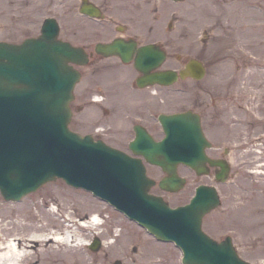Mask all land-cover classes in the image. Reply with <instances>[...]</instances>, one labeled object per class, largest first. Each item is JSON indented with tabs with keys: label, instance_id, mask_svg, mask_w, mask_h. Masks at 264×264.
<instances>
[{
	"label": "rangeland",
	"instance_id": "obj_1",
	"mask_svg": "<svg viewBox=\"0 0 264 264\" xmlns=\"http://www.w3.org/2000/svg\"><path fill=\"white\" fill-rule=\"evenodd\" d=\"M78 1L0 0V39L36 35L49 15L57 17L60 37L88 49L115 34L112 25L80 14ZM136 2L130 0L121 8L130 19H120L122 30L167 45L172 56L163 65L177 66L178 56L201 57L207 63L205 76L139 89L130 84L135 71L117 58L89 61L78 67L82 75L70 103V125L125 147L133 135L131 122L155 120L161 111L203 106V124L213 144L207 151L217 154L226 148L231 164L228 180L217 183L221 203L204 215L203 228L217 239L231 235L243 258L264 264V0H141V8ZM107 9L114 12L113 6ZM133 17L140 20L133 23ZM95 96L100 100H93ZM155 127L160 135L159 124ZM147 171L155 179L161 173L151 164ZM179 171L187 181L178 191H165L157 184L150 190L177 204L189 198L198 182H213L208 175L197 176L182 167ZM38 213L44 216L39 219ZM18 216L27 222L50 221L44 231L75 224L79 238L65 243L51 240L58 249L53 253L40 250L43 246L38 243L28 245L30 254L16 264H181L180 250L172 242L155 239L104 200L62 179L47 181L17 201L0 193V245L21 235L15 224ZM94 216L97 223L88 225L87 219ZM69 217L76 219L72 225H61ZM93 237L101 239L95 250L88 245Z\"/></svg>",
	"mask_w": 264,
	"mask_h": 264
},
{
	"label": "water",
	"instance_id": "obj_2",
	"mask_svg": "<svg viewBox=\"0 0 264 264\" xmlns=\"http://www.w3.org/2000/svg\"><path fill=\"white\" fill-rule=\"evenodd\" d=\"M82 10L94 12L88 6ZM57 34V23L48 17L36 37L26 38L21 44L0 41L2 194L18 198L46 180L63 176L69 183L107 197L157 236L174 239L183 250L185 263L251 264L237 254L230 236L217 242L201 229L202 215L219 203L214 186L199 185L189 203L169 207L161 196L148 192L153 180L146 176L139 158L132 159L93 140L89 134L83 136L68 128L69 101L79 76L68 61L85 62L86 55L80 47L58 39ZM127 45L116 39L105 46L98 44L97 49L120 53L128 59L131 49ZM164 56L163 50L151 44L138 48L135 65L145 72L138 78L140 84L170 83L178 74L181 77L204 74L203 64L196 59H190L179 72L173 69L149 72ZM43 73L49 76L50 84L43 81ZM159 118L165 132L161 140L154 141L138 128L130 146L168 172L159 181L160 186L170 190L181 186L183 178L176 173L177 160L189 162L198 173L207 171L205 160L220 164L216 177L225 178L227 164L204 152L209 141L202 132L198 114L187 110L161 114ZM128 164L131 171L122 178L121 170ZM98 243L95 239L91 246L96 248Z\"/></svg>",
	"mask_w": 264,
	"mask_h": 264
},
{
	"label": "bare ground",
	"instance_id": "obj_3",
	"mask_svg": "<svg viewBox=\"0 0 264 264\" xmlns=\"http://www.w3.org/2000/svg\"><path fill=\"white\" fill-rule=\"evenodd\" d=\"M95 98H99L96 97ZM85 215V214H84ZM44 215L38 213L39 219H41ZM23 219L24 216H21ZM95 216L88 218V225L89 221L90 224L96 222ZM18 220H16L15 224L20 227L21 235H17L13 237L11 241L3 243L0 247H6L5 250L0 251V262L4 261L6 264H16L18 260L20 261L25 255L30 254L27 249L28 245H35L39 244V246H43L40 250L46 251L48 253L55 252L56 249L55 245H53L51 240H56L59 242H71L72 240L78 239L79 237L75 234V224L71 228L64 226L62 230H58V228H51V230L44 231V227L50 226V221H39L35 222L33 219H29V222L22 221L21 218L18 216ZM76 220V219H75ZM71 217L68 218V221L63 219V224L72 225L71 221H75ZM76 223V222H72ZM97 223V222H96ZM81 225V223H79ZM83 224V223H82ZM60 225V224H59ZM60 231V232H59ZM31 242V243H29ZM58 252V251H57Z\"/></svg>",
	"mask_w": 264,
	"mask_h": 264
},
{
	"label": "flooded vegetation",
	"instance_id": "obj_4",
	"mask_svg": "<svg viewBox=\"0 0 264 264\" xmlns=\"http://www.w3.org/2000/svg\"><path fill=\"white\" fill-rule=\"evenodd\" d=\"M91 3H94L95 5H97L101 11V17L100 18H97V20L100 22L101 25H108V26H111L113 25L114 29H115V34H112L111 36L109 37H106L104 39H100L99 41H103V42H106V41H110L112 38L114 37H117V36H123L125 39H135L137 41V45H140V44H144V43H153L155 45H157L158 47H161L165 50L166 52V57L168 58L169 56H172L171 52L168 51L167 49V45H165L162 41H159L157 39H152V40H141V37L138 35V33L136 32H131V31H127L126 29L123 30L122 32L121 31H118L117 27L118 25L121 23L123 24L124 20H120V19H125V20H130L128 18H125V14L123 12H121V8H125L127 5V3L130 1V0H87ZM140 1L141 0H137L136 2V6L138 8H141L142 5H140ZM82 0H79L78 1V4L76 6L77 9H79V6L81 4ZM109 6H113V9H114V12L111 13L108 12L107 10V7ZM119 10V11H116V10ZM140 20V17H133V19L131 20V22L135 23L137 21ZM76 44H80L78 42H75ZM85 49L88 51L89 53V60L90 62L92 63H96L98 62L99 60L101 59H104V58H109V57H115L117 58L120 62L124 63V64H127V66H129V69H133L135 71V77L136 76H139L141 75L142 73L140 71H138L134 66H133V61L131 60L130 62H123L119 57V56H116V55H109V56H105L103 54H101V52L99 51H95L93 48L92 49H88V47H85ZM135 55V52L134 54ZM189 59V57H185V56H178L176 57L175 59L177 61H179V64L176 66V65H166V66H159V68H169L170 66L173 67V68H176V69H179L181 68L185 62ZM198 58V57H197ZM182 59V60H180ZM203 62L205 63L206 65V68H207V63L203 60ZM135 77L134 79H132L131 81V86L132 87H135V88H140L136 85V82H135ZM192 79V78H191ZM151 88L152 86H146V87H143V88H140V89H144V88ZM203 107V106H202ZM202 107L200 108L201 112H202ZM145 119V118H144ZM146 120L148 122H144V126L149 130V132H151V134H153L155 136V132L157 131L156 127H155V120L151 119L150 117H147ZM153 126V127H151ZM133 128V127H132ZM216 156H220V157H223L225 156L223 153L221 154H218ZM182 167V165H181ZM214 169V168H212Z\"/></svg>",
	"mask_w": 264,
	"mask_h": 264
}]
</instances>
